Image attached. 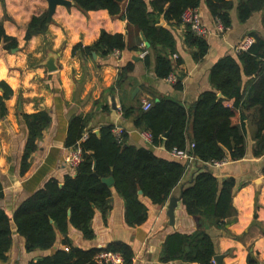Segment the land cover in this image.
Wrapping results in <instances>:
<instances>
[{
    "label": "trees",
    "instance_id": "trees-1",
    "mask_svg": "<svg viewBox=\"0 0 264 264\" xmlns=\"http://www.w3.org/2000/svg\"><path fill=\"white\" fill-rule=\"evenodd\" d=\"M84 12L106 10L112 17H124L128 21L129 39L122 34L103 32L93 46H77L74 53L90 56L96 52L106 58L114 51L137 50L142 44L139 33L146 38L148 46L157 51L155 73L165 80L182 63L174 64L176 43L167 24L182 23L187 9H199L203 0H70ZM211 17L219 21L227 31L232 27L231 12L236 9L237 18L247 23L255 14L263 13L264 0H204ZM124 11V14H123ZM162 21L166 25H162ZM48 29L47 15L33 17L28 25L26 41L33 35L43 34ZM255 42L247 52L237 58L227 56L210 70L212 91L204 92L189 108L177 101L155 100L148 110L135 104L123 105V117L135 115L134 126L152 135V146H162L167 151L177 149L190 153L197 161L208 164L214 161L243 160L253 144V157H264V36L250 32ZM6 49L17 47V41L6 35L0 23V46ZM185 44L192 49L195 62H200L209 50L205 38L196 36L187 26ZM148 65L149 58L146 56ZM123 69L117 88L124 79ZM244 77L249 80L244 83ZM174 88L182 90L178 80ZM0 120L7 115L6 101L13 95L11 88L0 83ZM113 91L115 88H112ZM223 99L218 98V94ZM226 101H234L231 107ZM28 129L27 145L22 160L21 173L25 174L31 157L38 148L45 130L51 124L47 111L24 115ZM90 118L75 116L70 120L66 146L80 147L83 161L76 169V176H67L61 185L50 180L43 189L22 203L11 220L0 209V261L7 260L12 247V222L20 236L26 240L27 252L50 251L56 243L57 233L65 236V249L31 261L29 264H97L96 255L103 250L120 253L131 264L132 248L123 243H114L106 249L84 250L74 246L68 238L70 227L83 232L87 239L94 238L91 228L96 210L106 217L112 210V187L125 201V221L129 227H137L147 221L148 210L141 202L147 198L155 206H164L173 190L179 185L188 169V163L173 157L162 158L147 146L135 147L128 143L124 132L121 139L113 133V127H104L99 135L89 132L84 138ZM169 133L168 138L164 136ZM190 137V139H189ZM189 139V140H188ZM112 177V187L102 180ZM264 177V168H263ZM237 181L227 177L222 182L208 168L198 169L193 182L182 193V201L189 215L205 222L192 234L174 233L168 236L161 255V262L179 264H216L217 246L209 233V227H219L236 219L233 197ZM143 195L140 196L139 192ZM3 187L0 183V198ZM70 212V214H69ZM200 222V223H201ZM208 226V227H207ZM248 264H258L251 255Z\"/></svg>",
    "mask_w": 264,
    "mask_h": 264
},
{
    "label": "crops",
    "instance_id": "crops-1",
    "mask_svg": "<svg viewBox=\"0 0 264 264\" xmlns=\"http://www.w3.org/2000/svg\"><path fill=\"white\" fill-rule=\"evenodd\" d=\"M198 10L210 32L205 38L209 50L200 62H195L194 51L185 44L187 26L161 22L173 35L175 54L182 60L174 70L183 84L182 90H177L166 79L156 77L158 52L142 39L141 32L142 44L138 49H127L118 56L114 52L106 58H101L96 52L90 56H84L79 51L74 53L79 45L93 46L103 32L122 34L129 39L131 33L124 17H112L106 10L84 12L75 4H59L47 31L26 41L31 19L44 14L48 19V0H0V23L6 35L17 41V47L12 50L6 49L4 43L0 46V83H6L13 91L6 101L7 115L0 120V183L3 187L0 209L11 220L22 203L43 189L50 180L55 179L62 185L67 176H76V169L66 161L74 150L66 146V141L70 120L75 116L90 118L84 138L89 132L100 133L104 127L122 128L129 135L130 145L147 146L159 157H171L164 147L152 146L143 139L142 131L134 126L135 115L128 119L123 117V105L143 106L145 102L167 99L180 102L189 109L204 92L213 90L210 70L219 60L227 56L237 58L236 48L249 37L250 32H259L264 36L263 13L255 14L243 24L234 9L231 12L232 27L220 34L217 20L211 17L204 0ZM143 53L147 54L142 56ZM146 56L149 58L148 65ZM51 60L56 67L53 71L47 68ZM177 60L172 59L174 64ZM126 68L121 87L117 88L120 72ZM248 80L244 77V83ZM112 88H115L114 91ZM233 103L226 101L224 104L231 107ZM40 111L50 114L51 124L38 142L28 171L22 174L28 138L24 115ZM188 144L190 146V140ZM201 167L213 171L220 182L227 177L237 181L233 197L235 221L208 228L216 242L217 255L223 258L222 264H248L249 255L257 259L258 264H264V157H253L251 142L246 157L241 161L230 162L220 168L194 161L170 197L180 198L182 190L193 182ZM111 190L112 210L106 217L96 210L91 224L93 239H87L82 231L70 227L68 238L74 246L84 250H102L111 244L123 243L132 248L135 264H179L161 262L168 236L174 233L192 234L203 224L206 225L199 220V228L183 201H180L175 210V225L172 226L167 215L169 201L164 206H155L141 197L148 210L147 221L140 226L129 227L125 221V201L114 187ZM64 239L65 236L58 232L55 246L50 251L29 253L25 238L19 235L12 222V247L7 253V260L0 261V264L37 261L56 250L65 249Z\"/></svg>",
    "mask_w": 264,
    "mask_h": 264
},
{
    "label": "built area",
    "instance_id": "built-area-1",
    "mask_svg": "<svg viewBox=\"0 0 264 264\" xmlns=\"http://www.w3.org/2000/svg\"><path fill=\"white\" fill-rule=\"evenodd\" d=\"M182 23L186 26L190 27V30L198 37L206 38L209 36L210 32L207 29L205 23L203 22V18L199 12L198 9H187L183 15H182ZM218 23V31L220 34L225 33V28L223 25L217 21ZM255 40L253 37H247L245 38L236 48L238 53L241 52H247L251 46L254 44ZM115 55L118 56L120 54V51H114ZM147 53H143L142 56H145ZM172 59L177 60L178 55L173 54ZM166 81L170 84H176L178 82V76L175 72H172L166 79ZM150 102H145L142 106L144 110H148L151 107ZM124 130L122 128H114L113 133L118 139L122 138V135L124 134ZM141 135L143 139L151 144L152 143V135L149 132H141ZM194 149V144H190L188 149L186 151H179L177 149H174L170 151V155L173 158L186 161L188 163V168L190 167L191 163L194 161H197V159L190 153ZM67 163L72 167L77 169L78 166L83 161V153L82 149L80 147L74 148V150L70 153L69 157L67 158ZM230 161L223 160V161H214L211 163H208V166L214 167V168H220L222 166H225L229 164ZM95 261L97 264H128L126 259L121 255L120 253L111 252L103 250L95 257ZM131 264H135V261L133 260Z\"/></svg>",
    "mask_w": 264,
    "mask_h": 264
},
{
    "label": "water",
    "instance_id": "water-1",
    "mask_svg": "<svg viewBox=\"0 0 264 264\" xmlns=\"http://www.w3.org/2000/svg\"><path fill=\"white\" fill-rule=\"evenodd\" d=\"M48 2H49L48 23L51 21V17L53 15V13H54L55 8H56L57 5H59V4L69 5V3L75 4L74 2H69L67 0H48ZM142 39L146 42V38L144 37V35H142ZM94 56H96V55L94 54ZM47 68L49 69V71H53V70L56 69V67L54 66V61L53 60H51V61L48 62ZM218 98L219 99H223V95L221 93H219L218 94ZM96 134L99 135V132H96ZM168 136H169V133H167L164 136V138L166 139V138H168ZM102 181L105 184H107L108 186H110V187H112L114 185V179L112 177H110L108 179H103ZM182 193H183V190H182ZM182 193H181L180 198L170 197L169 202H168V205H167V215L170 218V223H171L172 226L175 225V210L178 207V203L180 201H182ZM139 195L142 196L143 195V192L140 191L139 192ZM69 214H70V212H69ZM194 219L196 220V222L198 224V227L200 228L201 223L199 222V218H195L194 217ZM53 254L51 253V255H53ZM214 260H215V263L216 264H222L223 258H222V256H218L217 255Z\"/></svg>",
    "mask_w": 264,
    "mask_h": 264
}]
</instances>
